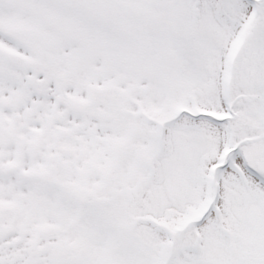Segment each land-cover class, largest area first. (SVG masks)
<instances>
[{"label": "snow or ice", "instance_id": "snow-or-ice-1", "mask_svg": "<svg viewBox=\"0 0 264 264\" xmlns=\"http://www.w3.org/2000/svg\"><path fill=\"white\" fill-rule=\"evenodd\" d=\"M0 264H264V0H0Z\"/></svg>", "mask_w": 264, "mask_h": 264}]
</instances>
